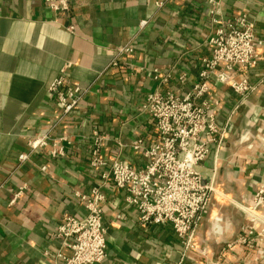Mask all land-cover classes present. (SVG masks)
<instances>
[{
	"label": "crops",
	"instance_id": "crops-1",
	"mask_svg": "<svg viewBox=\"0 0 264 264\" xmlns=\"http://www.w3.org/2000/svg\"><path fill=\"white\" fill-rule=\"evenodd\" d=\"M66 1L67 9L53 10L45 0H0V264L64 262L70 240L56 231L67 216H85L76 193L100 183L89 165L87 135L97 130L106 137L104 158L142 168L144 147L133 145L157 139L142 108L154 87L149 69L170 72L167 87L182 92L210 52V0H165L160 7L158 0ZM213 1L223 19L245 14L254 23L259 58L249 70L229 71L254 86L246 96L215 81L223 64L209 81L207 98L217 103L216 125L225 134L196 168L205 178L215 174L217 193L199 221L194 247L182 257V240L169 223H140L137 210L125 204V191L106 187L107 256L95 264H264V236L239 241L248 224L242 207L264 185V0ZM125 44L132 52L111 67L114 50ZM67 63L69 81L90 89L76 116L55 123L59 109L47 87ZM181 74L188 85L177 82ZM51 125L52 134L70 136L65 154L52 159L47 147L20 162L18 156L29 152L28 138ZM217 217L220 232L213 229Z\"/></svg>",
	"mask_w": 264,
	"mask_h": 264
},
{
	"label": "built area",
	"instance_id": "built-area-1",
	"mask_svg": "<svg viewBox=\"0 0 264 264\" xmlns=\"http://www.w3.org/2000/svg\"><path fill=\"white\" fill-rule=\"evenodd\" d=\"M45 1L53 10L67 9L68 6L66 0ZM164 1L158 0L155 4L160 7ZM209 2L213 6L210 10L213 30L207 40L210 52L201 59L196 81L182 92L174 91L167 87L171 81L170 72L157 67L149 69L154 87L144 96L142 108L152 120L157 139L145 147L144 140L139 138L133 145L135 149L144 147V166L137 168L120 158H104L101 148L106 137L97 130L87 135L89 165L99 172L100 183L88 193H76L86 210L85 216H67L56 231V236L70 240L68 245L72 250L62 264H95L106 258L107 232L102 211L106 187L125 191V204L137 210L140 223H169L182 240V257L194 247L193 237L199 221L212 195L217 193L215 174L205 178L196 168L209 154L210 144L220 147L225 134V130L216 125L217 103H211L207 98L209 81L216 67L223 64L224 69L215 74V81L229 86L240 96H246L254 86L246 78L233 79L229 71L234 67L249 70L259 58L253 43L254 23L245 14L223 19L217 3ZM146 24L147 19H141L139 28ZM68 29L71 31L72 27ZM132 50L131 44L116 48L109 65L118 67L121 56ZM69 66V63L65 64L47 87L59 109L55 123L76 116L90 89L69 81L65 75ZM177 82L182 86L188 85L184 74L177 77ZM53 127L51 125L30 136L27 140L29 152L20 154L18 160L24 162L30 152L47 147L50 158L62 157L70 144V136L52 134ZM242 209L248 224L242 228L239 241L245 243L249 236L254 235L261 240L264 236V185L255 192L252 204ZM220 222L219 217L213 220L215 232L221 231Z\"/></svg>",
	"mask_w": 264,
	"mask_h": 264
}]
</instances>
